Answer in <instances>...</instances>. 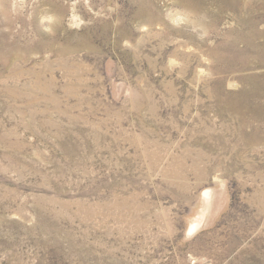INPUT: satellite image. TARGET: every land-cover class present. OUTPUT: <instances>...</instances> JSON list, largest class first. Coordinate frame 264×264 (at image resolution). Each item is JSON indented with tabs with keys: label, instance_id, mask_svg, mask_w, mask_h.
Wrapping results in <instances>:
<instances>
[{
	"label": "rangeland",
	"instance_id": "374dc122",
	"mask_svg": "<svg viewBox=\"0 0 264 264\" xmlns=\"http://www.w3.org/2000/svg\"><path fill=\"white\" fill-rule=\"evenodd\" d=\"M0 264H264V0H0Z\"/></svg>",
	"mask_w": 264,
	"mask_h": 264
}]
</instances>
